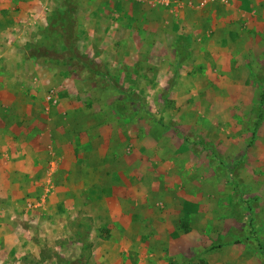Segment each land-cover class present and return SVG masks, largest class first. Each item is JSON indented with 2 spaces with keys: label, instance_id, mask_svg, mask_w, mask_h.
<instances>
[{
  "label": "rangeland",
  "instance_id": "1",
  "mask_svg": "<svg viewBox=\"0 0 264 264\" xmlns=\"http://www.w3.org/2000/svg\"><path fill=\"white\" fill-rule=\"evenodd\" d=\"M236 2L0 0L44 158L0 198V264H264V40Z\"/></svg>",
  "mask_w": 264,
  "mask_h": 264
},
{
  "label": "crops",
  "instance_id": "2",
  "mask_svg": "<svg viewBox=\"0 0 264 264\" xmlns=\"http://www.w3.org/2000/svg\"><path fill=\"white\" fill-rule=\"evenodd\" d=\"M236 1L231 0L233 4L227 8L231 7L233 9L238 7ZM241 1L246 10L240 16L249 25L248 32L252 35L253 33L257 35L259 41L264 40V0ZM0 15H8V8L3 4L0 5ZM230 20L232 23L237 21V15H228L226 19L228 24ZM260 34L262 38H260ZM250 42L249 40V43L246 44L247 47L253 46ZM4 48L5 45L1 37L0 53ZM177 56L179 62H182L180 58L182 55L177 53ZM2 64L8 66V61L4 55L0 54V198L4 200L9 193L22 191V186L25 183H19V179L22 177L31 178L40 174L43 170L40 160H44V158H40L37 154L32 153V148H30L31 151L28 153L26 146H23L27 145V143L31 146L40 139L41 132L39 128H35L34 122L41 112L38 108L41 106L38 100L30 99V96L34 95V93L27 85L22 84L24 76L22 78V74L19 72L9 73L6 71L7 69L1 70ZM259 88L262 89L263 86L261 85ZM112 106L114 107V102ZM69 110L74 111L75 109L71 106ZM70 156L71 162L76 161L74 153ZM58 167L51 168L49 170L50 174H53L57 170L55 172L56 177L57 174H60L59 169H62V172L66 169L65 165L63 168L60 167L58 169Z\"/></svg>",
  "mask_w": 264,
  "mask_h": 264
},
{
  "label": "trees",
  "instance_id": "3",
  "mask_svg": "<svg viewBox=\"0 0 264 264\" xmlns=\"http://www.w3.org/2000/svg\"><path fill=\"white\" fill-rule=\"evenodd\" d=\"M69 10H70V7H69ZM66 21H67L69 27H72V25H73V18H71V17H67V18H66ZM122 109H123V107L121 106V107H120V110H122Z\"/></svg>",
  "mask_w": 264,
  "mask_h": 264
}]
</instances>
